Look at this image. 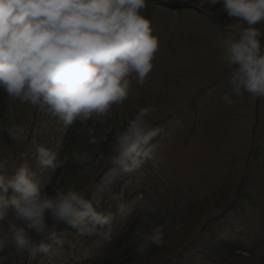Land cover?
Segmentation results:
<instances>
[{
	"label": "rangeland",
	"instance_id": "obj_1",
	"mask_svg": "<svg viewBox=\"0 0 264 264\" xmlns=\"http://www.w3.org/2000/svg\"><path fill=\"white\" fill-rule=\"evenodd\" d=\"M216 5L220 8L222 28L209 23L200 13ZM198 6L197 12L173 11L147 2L142 14L150 19L153 34L159 40L151 72L142 86L133 77L128 98L123 104L113 105L101 122L91 119L88 127L77 125L64 172L56 179V184L62 183L65 190L73 188L90 199H99L101 212L115 213L121 203L132 209L140 202L156 207V213L148 215L150 224L143 219L132 226L125 246L111 254L110 264L129 262L127 259H132L128 264H160L174 258L171 264H264V97L244 93L242 98L233 97L236 102L231 106L223 102L222 95L231 93L232 69L219 59L221 42L226 36L235 35L238 22L226 15L221 4L206 0ZM257 27L264 32V23ZM261 43L264 44V37ZM25 104L24 109L9 104L11 113H17L12 115L14 118L21 120L23 113L29 115L24 139L0 144V155L3 160L18 163H23L25 157L32 158L35 162L30 167L43 175L36 163V148L43 145L56 150L60 124L45 109ZM146 105L157 109L148 118L151 126L164 127L153 141L164 145L158 153L160 162H146L131 172L111 170L109 177L111 172H105L108 160L116 156L112 137ZM39 112L43 117H39ZM88 128L100 130V136L107 135L100 142L99 151L87 143ZM105 129L111 131L105 133ZM80 151H91L94 157L100 152L87 175H81L83 168L77 169L72 157L73 152ZM102 175V185L92 190ZM84 179L91 181L89 188L82 186ZM150 186L161 198L148 203L147 199H152L148 198ZM142 193L144 198L137 200ZM130 213L123 218L117 214L113 221L123 224ZM159 224L166 225L162 246L137 254L135 233ZM63 226L67 238L48 240L49 250L38 264H60L65 251L74 247L76 254L87 253L83 246L86 244L98 251L106 246L99 236L82 237ZM64 239L68 245L63 252L58 246ZM255 243H259L258 248ZM251 245L257 249L246 252ZM26 255L9 246L0 252V260L2 264H26Z\"/></svg>",
	"mask_w": 264,
	"mask_h": 264
},
{
	"label": "clouds",
	"instance_id": "obj_2",
	"mask_svg": "<svg viewBox=\"0 0 264 264\" xmlns=\"http://www.w3.org/2000/svg\"><path fill=\"white\" fill-rule=\"evenodd\" d=\"M238 22L235 35L226 36L219 59L232 69L231 93L221 99L231 106L244 93L264 97V0H211ZM147 0H0V89L14 101L45 109L60 124L57 149L43 145L36 148V163L43 175L28 163L0 160V252L12 246L17 252L34 256L47 252L46 240L56 238V228L63 224L79 236L110 238L102 229L133 209L126 203L116 212H101L99 199H90L73 188L46 191L51 175L67 163L59 156L63 135L76 122H101L113 105L128 98L133 77L143 85L153 68L159 48L151 21L143 13ZM157 111L142 106L112 137L114 162L131 172L146 162H160L158 153L164 145L153 142L159 134L149 122ZM2 128V126H0ZM10 139H24L25 129H6ZM111 129H105V133ZM87 143L96 145L107 139L97 138L95 128H88ZM81 171L87 175L92 162L89 151L73 152ZM11 190V195L9 191ZM140 196L137 200H142ZM156 213L154 205H142ZM11 214V219H8ZM145 224H150L148 216ZM166 225L150 226L135 235L137 254L163 244ZM41 237L39 241L34 238ZM99 244L100 242L97 241ZM2 264V260H0Z\"/></svg>",
	"mask_w": 264,
	"mask_h": 264
},
{
	"label": "trees",
	"instance_id": "obj_3",
	"mask_svg": "<svg viewBox=\"0 0 264 264\" xmlns=\"http://www.w3.org/2000/svg\"><path fill=\"white\" fill-rule=\"evenodd\" d=\"M218 7L219 6L216 5V6L212 7L210 10H207L206 12L200 11V13L204 17V19H206L209 23H211L212 25H214L217 28H222L223 27V22H222V18L218 15V11L220 10V8H218ZM9 104H13V105L16 104V105H18V107L20 109H24L26 107V104L25 103H20L18 100H15L14 101L12 98H10L7 95L6 92L3 91V89H0V126H2V128H0V138H1L0 139V144H2V143H9L10 144V142H12V141L13 142H17V141H14V140L10 139L9 134H8V132L6 130L7 128H10V127H13V126H22V127H24L25 132H26V128L28 126V121H29V118H28L29 115H28V113H26V114L23 113L24 116H23V118L21 120H19L20 118H18V117H15L14 118L13 116H16L17 113H15V114L11 113L13 111L10 109ZM39 117L40 118L43 117V114L41 112H39ZM76 123L77 124L76 125L73 124L67 130L68 132H66L65 135H64L65 137H64V140H62V142H63L62 143V147H60L59 150H58L59 156L61 158L67 157V159H68L69 156H70V154H71L70 153V151H71V143L73 142L74 137H75V135H73V134L77 130V128H76L77 125H80L79 122H76ZM89 125H90V123L87 122L85 124V127H88ZM96 136H97V138L100 137V130L96 132ZM99 145H100V143H98V144L95 145L96 148H97L96 149L97 151L100 150V147H98ZM86 149H87V147H86ZM87 150H89V149H87ZM89 152H91V151H89ZM93 153L96 154L97 152L94 151ZM0 154H1V152H0ZM98 155L100 156V152H99ZM98 155H96L95 157L92 156V158H93L92 159V162H91L92 165L94 164L96 158H98ZM0 160H3V157L1 155H0ZM24 160L25 161H23V163H25V162L26 163H29L28 164L29 166H30V163L35 162L34 159L31 158L30 160H32V161H30L27 157H25ZM108 163H109V166L113 163V164L117 165L118 167H121L119 163L114 162V159L113 160L109 159L108 160ZM64 166H63V168L62 167L58 168L55 171V173H53L51 175V180L49 181L48 186L46 188V191L49 194H53L54 191H55V189H57V188H63L64 185L62 183H61L60 186H59L58 183L56 184V179H58L61 176L60 173L62 171L64 172ZM75 166H76L77 169L78 168H81L82 169V168H84V167H86L88 165L76 163ZM63 177H61V178H63ZM62 181H64V179ZM99 181L100 180L98 178L96 180V182L94 183L95 184L94 185L95 188L99 186V183H100ZM58 182H60V181H58ZM81 183H82V186L85 187V185H86L87 188H89V184L91 183V181L88 180V179H86V180L84 179L83 182H81ZM152 183L154 184L153 181H152ZM157 187H158V189L160 188V186H157ZM128 189H129V187H128ZM153 189H154V187H151L150 186V188L148 190V191L151 192V194H148V198H152L150 200L147 199V202L148 203H151V202L155 201V199H157L155 197H158L159 199L161 198V197H159V194H157V192H155V190H153ZM137 190H139V192L141 191L140 188L139 189L137 188ZM116 191H117V189H116ZM152 192H153V194H152ZM152 195H153V197H152ZM142 197L144 198V193H142ZM142 205L143 204L136 205L134 207L133 211H131L132 214L130 215V217L125 222H123L124 223L123 225H120L121 224L120 222H119V224H117V223H115V221H112L111 224H110V226L109 225L108 226H105L104 229H102V231H104V232H110V238L108 240H104L105 241V244L104 245H106V246L105 247H102L98 251L97 254L92 255L91 260H90V262L88 264H110V262H108V261L110 260V257L112 256L111 254L117 248H120V247H124L125 246L123 243H125L126 237L129 235V232L132 231V229H133L132 226L134 227L135 223L138 224V222H142L143 221V218L145 216H148L150 214V212H148L146 210L147 208H142ZM11 218L12 217H11V214H10V216H9L8 219H11ZM0 226H1L0 228L6 230L7 229V221L0 222ZM63 227H64L63 224L59 225L56 228V231L59 230V229H61V228H63ZM34 238L35 239H39L41 237H36L35 236ZM258 245H259V243H257V244L255 243V246L257 248H258ZM255 246L252 245V246L248 247L249 248L248 251L249 252H252L253 250L255 251L257 249V248H255ZM238 250H241V248H239ZM174 259L168 260V261L163 262V263L160 262L159 260L157 262H160V264H170ZM130 260H132V259H127L125 261H129L130 262ZM125 261H123V262H125ZM129 262H125V263H121V264H128ZM157 262H155V263H157Z\"/></svg>",
	"mask_w": 264,
	"mask_h": 264
},
{
	"label": "water",
	"instance_id": "obj_4",
	"mask_svg": "<svg viewBox=\"0 0 264 264\" xmlns=\"http://www.w3.org/2000/svg\"><path fill=\"white\" fill-rule=\"evenodd\" d=\"M148 2L160 6L163 8H167L170 10H198L196 9L198 5L206 0H187V1H177V0H147Z\"/></svg>",
	"mask_w": 264,
	"mask_h": 264
}]
</instances>
